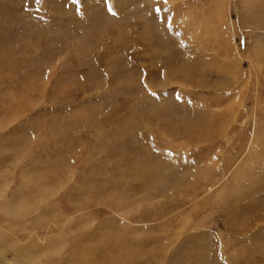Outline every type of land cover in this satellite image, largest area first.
<instances>
[{"label": "rangeland", "instance_id": "374dc122", "mask_svg": "<svg viewBox=\"0 0 264 264\" xmlns=\"http://www.w3.org/2000/svg\"><path fill=\"white\" fill-rule=\"evenodd\" d=\"M0 193V264H264V0H0Z\"/></svg>", "mask_w": 264, "mask_h": 264}, {"label": "bare ground", "instance_id": "6f19581e", "mask_svg": "<svg viewBox=\"0 0 264 264\" xmlns=\"http://www.w3.org/2000/svg\"><path fill=\"white\" fill-rule=\"evenodd\" d=\"M1 190H4V189H1ZM45 190H44V188L42 187V184H38V187H37V190H36V192H34L35 194L37 193L38 195H40V196H47V195H44L43 194V192H44ZM3 193V192H2ZM2 193H0V198H1V195H2ZM40 193V194H39ZM36 194V195H37ZM14 196V195H13ZM11 197V198H8L7 200H5V202L3 203V204H1L0 203V211L1 212H3V214H5V216L6 217H9V218H11V219H13V218H15V217H17V216H19V217H25L27 214H29L30 212H31V208H34V206H36V205H33V206H31V202H29V203H25L24 204V206H23V209H22V207H19V210H17L18 208H14L15 206H16V203H15V201H17L16 200V198L15 197ZM32 198V197H31ZM31 199H29V201H30ZM34 203H36V202H34ZM37 204V203H36ZM25 207V208H24ZM37 207H39V203H38V205L36 206V208ZM30 214H32V213H30ZM30 214H29V216H30ZM33 215H35V214H33ZM38 215V214H37ZM4 216V218L2 217V220L4 219V221L3 222H1V218H0V240L1 239H4L3 237H4V235H5V231L2 229V226H5L4 225V222H6V223H9L11 220L10 219H8V218H6ZM27 218V217H26ZM20 220V219H19ZM27 221V220H26ZM25 222V221H24ZM5 223V224H6ZM24 224V223H23ZM25 224H26V222H25ZM24 224V225H25ZM7 226V225H6ZM12 228V227H11ZM21 228V227H20ZM15 229L13 228V230H11L12 232H11V234H6V235H10L11 237L8 239V242L10 241V243H12L14 240H19L20 241V236L18 235V233H16L15 231H14ZM6 235H5V237H6ZM14 243V242H13ZM13 248V250H14V258H15V261L18 263V264H30L29 262L30 261H33L34 262V264H38L37 263V258H34V256L36 255V254H34V251L35 250H27V248H24V247H21V246H13L12 247ZM53 255V254H52ZM26 259H28V261H26ZM2 260H4V259H2ZM41 263V262H40ZM39 263V264H40Z\"/></svg>", "mask_w": 264, "mask_h": 264}, {"label": "snow or ice", "instance_id": "6c2138e0", "mask_svg": "<svg viewBox=\"0 0 264 264\" xmlns=\"http://www.w3.org/2000/svg\"><path fill=\"white\" fill-rule=\"evenodd\" d=\"M79 2H80V0H73V4H78ZM165 3H167V0H165ZM109 11H111V9H109ZM156 11L160 12V11H162V9L157 8Z\"/></svg>", "mask_w": 264, "mask_h": 264}]
</instances>
